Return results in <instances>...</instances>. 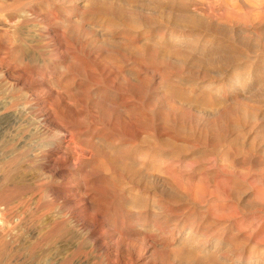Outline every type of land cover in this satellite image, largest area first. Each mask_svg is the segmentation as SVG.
<instances>
[{"label":"rangeland","instance_id":"obj_1","mask_svg":"<svg viewBox=\"0 0 264 264\" xmlns=\"http://www.w3.org/2000/svg\"><path fill=\"white\" fill-rule=\"evenodd\" d=\"M262 86L264 0H0V264H264Z\"/></svg>","mask_w":264,"mask_h":264},{"label":"bare ground","instance_id":"obj_2","mask_svg":"<svg viewBox=\"0 0 264 264\" xmlns=\"http://www.w3.org/2000/svg\"><path fill=\"white\" fill-rule=\"evenodd\" d=\"M67 2V1H66ZM143 2V1H142ZM147 3V2H146ZM150 4V3H149ZM138 5V4H137ZM74 6V5H73ZM214 6V5H213ZM79 10H80V8H79ZM75 13V12H74ZM167 13V12H166ZM66 16V15H65ZM79 16V15H78ZM128 16V15H127ZM185 16V15H184ZM76 18V17H75ZM140 18V17H139ZM142 18V17H141ZM148 19V18H147ZM188 21V20H187ZM71 22V21H70ZM202 24V23H201ZM219 27V26H218ZM241 27V26H240ZM156 32V31H155ZM242 33V32H241ZM250 33V32H249ZM194 35V34H193ZM249 38V37H248ZM94 41V40H93ZM161 41V40H160ZM152 43V42H151ZM193 49V48H192ZM200 51V50H199ZM233 67V66H232ZM263 67V66H262ZM235 69V68H234ZM234 73V72H233ZM216 76V75H215ZM256 75H252V77L251 78H254ZM247 78V77H246ZM247 79H249V78H247ZM237 78L236 77H234V76H232V77H230V78H228V81H227V85H233L234 83H236L237 82ZM244 80V79H243ZM246 81V80H245ZM244 81V82H245ZM243 82V81H242ZM248 82V81H247ZM251 82V81H250ZM259 82V81H258ZM252 83V82H251ZM262 83V82H261ZM260 84V83H259ZM226 85V86H227ZM241 85V84H240ZM262 85V84H261ZM238 86V85H237ZM242 86V85H241ZM262 87H264V86H262ZM232 89H235V87L233 86V87H231ZM248 88V87H247ZM258 88V87H257ZM228 92V91H227ZM256 94V93H255ZM225 95V94H224ZM242 95V94H241ZM255 96V95H254ZM232 98V97H231ZM221 100V99H220ZM163 102V101H162ZM161 102V103H162ZM244 102V101H243ZM99 108H100V110H101V112L102 113H105V112H107V110L105 109V108H103V106L102 105H99ZM251 111V110H250ZM65 146H66V144H65ZM68 149H70V151H71V153H72V159L71 160H73V162L70 160L69 162L70 163H72V164H74L75 162H76V164L78 165L79 163H77V162H79V160H80V156L83 154V153H88V154H90V153H92V149L90 148L89 150L87 149V148H81L80 146L78 147V146H76L75 144H69L68 146ZM138 148V147H137ZM144 148V147H143ZM137 150V149H136ZM140 150H141V148H140ZM137 152V151H136ZM158 152V151H157ZM133 153H135L134 152V150H133ZM139 153V152H138ZM155 153V152H154ZM142 154H143V152H142ZM151 155H153L152 153H151ZM155 155V154H154ZM167 156H168V154H167ZM142 158H143V156H142ZM149 158V157H148ZM154 158H156L155 156H154ZM152 160V159H151ZM153 161V160H152ZM69 162H68V165H69ZM133 162H141V160L140 159H138V161L136 160V161H134L133 160ZM156 162V161H155ZM71 165V164H70ZM150 166V165H149ZM75 167V166H74ZM78 167V166H77ZM82 167V166H81ZM78 169V168H77ZM153 170H154V168H152ZM74 170V169H73ZM78 170H80V169H78ZM79 172H81V171H79ZM127 173V172H126ZM147 174V173H146ZM126 175V174H125ZM136 175H137V173H136ZM135 175V176H136ZM140 176V175H139ZM138 176V178H140ZM148 176H149V179H148V182H149V184L151 183V185H153L154 184V182H155V177H154V175H153V173H151V174H148ZM131 177V176H130ZM134 178V177H133ZM127 179V178H126ZM144 180V179H143ZM165 180V179H164ZM147 182V183H148ZM159 182V181H158ZM161 183V182H160ZM142 184H143V182H142ZM156 184V183H155ZM166 184V183H165ZM83 185V184H82ZM167 190V189H166ZM159 191V190H158ZM176 191V190H175ZM147 192V191H146ZM171 194V193H170ZM147 196V195H146ZM161 196V195H160ZM139 199V198H138ZM155 199V198H154ZM155 201V200H154ZM151 202V201H150ZM152 204V203H151ZM157 204V203H156ZM152 208V207H151ZM150 208V209H151ZM164 209V208H163ZM162 212V211H161ZM152 214V213H151ZM130 221V220H129ZM137 222V221H136ZM152 222V221H151ZM144 225V224H143ZM131 226V225H130Z\"/></svg>","mask_w":264,"mask_h":264}]
</instances>
